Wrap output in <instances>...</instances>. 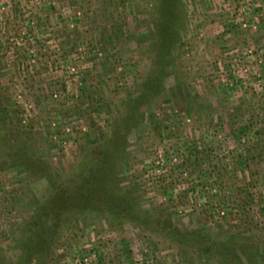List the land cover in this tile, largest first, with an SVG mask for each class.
Returning <instances> with one entry per match:
<instances>
[{
    "label": "rangeland",
    "instance_id": "obj_1",
    "mask_svg": "<svg viewBox=\"0 0 264 264\" xmlns=\"http://www.w3.org/2000/svg\"><path fill=\"white\" fill-rule=\"evenodd\" d=\"M126 116L110 187L143 212L38 214ZM38 224L27 264H264V0H0V264Z\"/></svg>",
    "mask_w": 264,
    "mask_h": 264
},
{
    "label": "trees",
    "instance_id": "obj_2",
    "mask_svg": "<svg viewBox=\"0 0 264 264\" xmlns=\"http://www.w3.org/2000/svg\"><path fill=\"white\" fill-rule=\"evenodd\" d=\"M158 38L159 43H161V36H158ZM156 82L157 80L154 81L155 86H157L158 83ZM123 123L124 124L122 125L119 124L116 126V129L113 130L112 134L107 139H105L102 145H98L94 148L99 152L97 162L91 163L94 164L95 167L91 166L93 169L89 168L87 171H83V173L82 171L76 172L77 174L73 175L74 178H69V181L67 182L69 183L68 188L65 185L61 186L58 193L56 192L53 198H51L50 203L47 206H41V210L38 214L42 213L44 218L47 214H49L47 212H50V214H57L65 207L71 208V210H73L72 214L76 213L78 216H82L87 212L93 211H98L100 213L102 211H107L108 216H114L118 212L125 216L134 214L137 215L138 212H143L140 210L136 212L137 206L135 202H133L130 198L125 200L120 196H117L116 193H119V190L115 193V191L111 190L110 187L113 185L117 187V182L115 184L114 180L115 178L110 179L113 171V162L115 158L120 157L119 155L122 152V147L124 146L125 135L129 131V127L133 124L132 116L130 118L126 116ZM65 190L71 194L69 196H65ZM65 197H68V201H63V198ZM156 223L160 229H168L167 231L170 230L172 232L171 235L175 237V240L181 243V240L184 238L183 234L178 232L175 233L174 230H172L174 229L173 227H169L164 224V219L157 218ZM202 228L206 227L198 228L196 231L192 229L190 232L194 237L198 236L201 239L207 238V247L206 245H202L205 246L203 252L212 247V249L214 248L217 250L219 255L221 254L224 257L230 256L231 258L236 255L234 254L235 250L240 254H243L246 258H250L256 253L257 246L253 244L254 241H248L246 237L244 238L240 234L226 233L225 229L219 231H208ZM36 233H38V235L33 236V234L36 235ZM40 233L42 234V230L38 224V227H34L33 233L29 234L27 239L22 244V248L19 253L20 256L14 264H27L25 254H28L27 256H29L34 253L33 248H35V245H38L41 241ZM202 260H204V257ZM229 264L233 263L229 262Z\"/></svg>",
    "mask_w": 264,
    "mask_h": 264
},
{
    "label": "built area",
    "instance_id": "obj_3",
    "mask_svg": "<svg viewBox=\"0 0 264 264\" xmlns=\"http://www.w3.org/2000/svg\"><path fill=\"white\" fill-rule=\"evenodd\" d=\"M240 23H241V24H240L241 26H243V27L246 26L244 22L240 21ZM73 70H74V68L69 66V68H68V72H69L70 74L73 72ZM81 128H82V127H81ZM63 130H64V131H63V133H64V132H67L69 129H68V127L66 126V127H64Z\"/></svg>",
    "mask_w": 264,
    "mask_h": 264
}]
</instances>
